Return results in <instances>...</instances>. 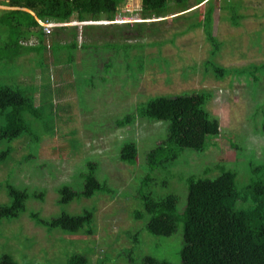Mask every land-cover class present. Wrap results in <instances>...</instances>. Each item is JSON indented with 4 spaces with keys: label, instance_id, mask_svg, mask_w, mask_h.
<instances>
[{
    "label": "rangeland",
    "instance_id": "1",
    "mask_svg": "<svg viewBox=\"0 0 264 264\" xmlns=\"http://www.w3.org/2000/svg\"><path fill=\"white\" fill-rule=\"evenodd\" d=\"M3 1L0 14L9 9ZM229 2L239 6L245 19L239 27L231 26L226 20L229 10L223 8L227 0H217L213 31L223 45L214 60L224 67L264 63V0ZM126 4L124 1L119 5L117 15L125 16L128 24L75 25L76 50L69 51L60 44L72 40L73 27L68 26L65 31L53 30L55 40L47 39V50L39 47L44 57L26 52L13 63H0V83L32 86L36 105L42 107L46 118L35 124L39 143L33 144L29 138L14 141L10 144L11 157L0 166V182L8 181L28 191H45L44 202L29 200L19 218L0 221V256L8 254L18 264H65L67 255L76 252L87 255L89 264H140L143 256L151 254L172 264L180 263L182 225L171 237H155L133 215L142 208L137 188L145 175V154L165 137V124L137 119L131 126H115L117 119L150 97L193 91L214 95L207 109L218 124L219 136L209 139L203 153L185 150L171 169L172 178L167 172L151 174L156 185L145 190L155 192L159 188L161 196L175 194L179 212L187 195L180 178L195 175L212 179L219 172L205 171L219 165L237 173L240 189L250 179V166L264 163V75L256 84L231 75L218 81L204 72L203 62L209 57L210 46L202 29L180 34L188 24L202 18L206 4L178 12L169 0L167 16L145 20L140 16L141 0H134L129 7ZM73 22L77 21L69 23ZM141 22L145 24L141 29L132 27ZM24 42L31 46L35 38ZM123 44L139 48L130 49L126 56ZM51 55L58 63H52ZM66 56L73 57V62L64 64L61 59ZM133 57H142V72L135 68L140 63H134ZM43 59L45 67L38 65ZM25 120L32 125L29 116ZM126 141L137 145L134 165L118 159ZM88 161L98 164L97 176L116 194L57 206L56 189L62 184L79 189L78 173L85 170ZM163 181H167L165 187ZM8 203L1 191L0 205ZM85 207L95 210L91 236L48 232L28 218L30 211L49 217L62 211L80 213ZM134 236L139 237L137 243Z\"/></svg>",
    "mask_w": 264,
    "mask_h": 264
},
{
    "label": "trees",
    "instance_id": "2",
    "mask_svg": "<svg viewBox=\"0 0 264 264\" xmlns=\"http://www.w3.org/2000/svg\"><path fill=\"white\" fill-rule=\"evenodd\" d=\"M124 1L126 0H5L2 4L9 9L0 14V63L6 65L13 63L26 52H36L44 57L39 53V47L47 50L49 47L47 39L50 38L51 41L55 40V37L54 34L51 35L52 33L46 35L38 20L61 23H69L72 19L77 22L107 21V25L112 26L115 24H109V21L115 20L118 7ZM172 1L178 12H184L202 3L206 4L202 18L188 24L180 33L202 29L204 39L210 46L209 57L203 62L206 74L209 73L218 81L229 75L251 79L254 84L260 80L264 75V63L224 67L214 60L223 45L213 31L217 0ZM223 8L229 10V16L226 17L229 24L239 27L241 21L245 19L244 14L239 12V6L227 0ZM168 13L169 0H141L140 16L144 20L165 17ZM195 16L199 17L200 14L195 13ZM143 23H135L132 27L141 29L145 25ZM67 27H57L54 31H65ZM70 27H73L74 31L72 40L59 42L69 51L78 48L74 40L77 28ZM83 27L96 25L88 24ZM30 38H35V43L25 46L24 41ZM84 46L82 45V48ZM121 47L125 50L126 56L130 49L139 48L129 44H123ZM51 59L52 63H58L56 57L51 55ZM141 59L142 57L132 58L134 63H140L135 67L140 72L144 69ZM61 60L64 64H70L73 57L66 56L65 60ZM38 65L45 67L44 59L40 60ZM129 66L132 70L131 63ZM34 90L32 86H22L13 82L0 83V146L7 144L0 149V166L6 164L11 157L10 144L14 141L21 138H29L33 144L40 141L35 124L46 118L43 116L42 107L36 105ZM213 97V93L208 91L154 96L139 103L134 111L115 121L117 128L131 126L137 119L165 124V137L145 154V175L137 188L142 208L133 214L134 220L141 221L144 230L155 237H171L181 224L179 264H264V163L250 166V179L240 189L237 187V173L219 165L206 169L205 174L213 170L219 172L212 179L209 177L213 176L195 175L180 178L187 188L186 203L181 212L178 211L179 198L175 194L161 196L159 188H156L155 192L145 191L156 185L151 174L167 172L172 178L171 169L185 150L203 153L209 146V139L219 136L218 124L207 109ZM26 115L29 116L32 125L26 122ZM137 155L136 143L126 141L119 149L118 159L122 163L134 165ZM97 169L96 162L86 163L85 170L78 173L79 189L69 184L60 185L56 189L57 206H68L81 199H92L95 195L114 196L116 190L97 176ZM161 185L165 187L167 181H163ZM1 191L5 192L9 203L0 205V221L19 218L26 212L29 200L40 203L45 200L44 190L28 191L8 181L0 182ZM94 213L93 208L87 207L80 213L62 211L49 217L42 216L37 211H30L28 218L35 226L48 232L59 230L67 235L91 236L94 234ZM133 240L137 243L139 237L134 236ZM0 264L18 262L12 256L3 254L0 256ZM65 264H89V260L87 255L75 252L67 255ZM140 264L172 263L147 254L141 258Z\"/></svg>",
    "mask_w": 264,
    "mask_h": 264
},
{
    "label": "built area",
    "instance_id": "3",
    "mask_svg": "<svg viewBox=\"0 0 264 264\" xmlns=\"http://www.w3.org/2000/svg\"><path fill=\"white\" fill-rule=\"evenodd\" d=\"M136 1V0H135ZM127 2V7H129L128 5L132 4L134 2V0H126ZM141 10V7H140ZM107 22V21H106ZM105 21H87V22H73V23H61V22H55V21H40L38 20V24L39 26L42 28L43 32L46 35H49L53 32L54 28L57 27H66V26H81V25H88V24H98V23H102V24H106ZM110 24H128L130 21L125 17V16H121L120 14L116 15L115 20L114 21H109ZM118 22V23H117ZM108 23V22H107Z\"/></svg>",
    "mask_w": 264,
    "mask_h": 264
}]
</instances>
